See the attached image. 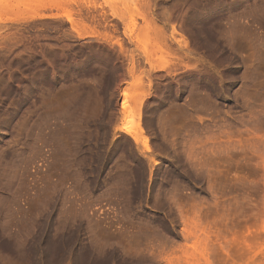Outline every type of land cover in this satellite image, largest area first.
Masks as SVG:
<instances>
[{"label":"rangeland","instance_id":"374dc122","mask_svg":"<svg viewBox=\"0 0 264 264\" xmlns=\"http://www.w3.org/2000/svg\"><path fill=\"white\" fill-rule=\"evenodd\" d=\"M0 264H264V0L0 3Z\"/></svg>","mask_w":264,"mask_h":264},{"label":"bare ground","instance_id":"6f19581e","mask_svg":"<svg viewBox=\"0 0 264 264\" xmlns=\"http://www.w3.org/2000/svg\"><path fill=\"white\" fill-rule=\"evenodd\" d=\"M6 1V0H5ZM4 2V0H0V3ZM127 100H123L122 104L125 106Z\"/></svg>","mask_w":264,"mask_h":264}]
</instances>
